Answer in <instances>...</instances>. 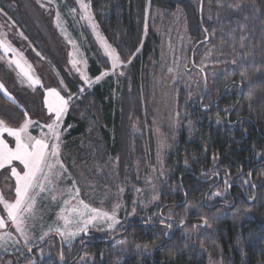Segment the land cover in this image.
I'll return each instance as SVG.
<instances>
[{"label":"trees","instance_id":"obj_1","mask_svg":"<svg viewBox=\"0 0 264 264\" xmlns=\"http://www.w3.org/2000/svg\"><path fill=\"white\" fill-rule=\"evenodd\" d=\"M87 2L95 25L120 57V82L115 94L110 85H95L68 104L60 130L61 158L68 169L78 168L85 156L95 158L103 147L106 156L118 157L119 176L127 177L129 144L135 143L131 128L148 109L149 71L160 40L152 30L142 36L145 0ZM150 2L194 12L195 41L187 68L199 89L194 101L185 97L178 103L185 115L174 133L158 201L137 211L138 217L111 239L82 241L67 260L52 256L49 246L57 239L52 235L30 247L29 261L21 264H75L82 253L89 264L118 259L120 264H264V0H196L194 7L188 0ZM0 6L5 7L1 0ZM5 13L12 27L56 66L71 92L77 91L23 6L17 2L16 12ZM89 64L91 77L97 76L100 64L92 59ZM2 66L9 80L0 61ZM19 90L14 102L0 94V120L10 127H19L27 115L38 120L44 109L40 87ZM87 171L90 176L92 168ZM117 239L122 243L114 244ZM38 250L47 256L40 259Z\"/></svg>","mask_w":264,"mask_h":264},{"label":"rangeland","instance_id":"obj_2","mask_svg":"<svg viewBox=\"0 0 264 264\" xmlns=\"http://www.w3.org/2000/svg\"><path fill=\"white\" fill-rule=\"evenodd\" d=\"M17 2L23 6L25 15L42 28L41 34L44 41L61 61L66 73L74 79L72 85L75 86V82L77 83V91L74 93L67 87L56 66L34 49L21 32L12 27L5 10L16 12ZM84 2L88 3L87 0ZM188 2L192 4V7L197 4L196 0H188ZM1 3L5 7L3 9L0 6V41L15 51L5 52L3 48H0V61L11 74V78L7 80L5 73H2L5 72L3 66V69H0V84L3 85L0 94L8 101L14 102V94L20 92V88L40 87L43 90L44 109L39 113L41 117L33 120L27 115L23 120V123L26 120L32 122L28 129L29 134L39 139L44 133L49 132L45 125L54 119V114L48 111V105L54 101L48 89H55L67 101L66 110L59 123L61 138L62 121L68 104L72 100L82 98L95 85H110L114 92L116 85L120 82L119 69L122 68V63L113 70L112 58L106 54V48L110 46L116 55L118 53L106 42L95 25L92 15L91 19L84 16L77 0H1ZM72 9H76L75 13L71 11ZM57 13L60 14L59 26ZM142 24L143 38L152 30L160 43L158 58L152 63L149 71L152 84L148 109L143 110L144 119L134 120V129L131 128L134 132L130 140L135 143L129 144L132 156L126 168L127 172H130L127 173L129 176H119L118 157L106 156V149L103 147H99L94 152V154L97 152L95 158H98L99 162L94 156L89 155L77 165L78 168L68 169L61 158V139L49 140V144L59 143V160L66 171L58 164L50 173L47 168L44 169V172L49 174L51 183L45 181L47 190L44 192H41L39 188L34 190L33 208L31 212H25L22 217V227L28 237L27 240L7 218V213L0 204V217L5 221L4 227L0 228V264H21L29 261V248L39 245L45 238L52 235L57 237L49 246L52 256L57 260L60 258L67 260L68 252H72L82 241L111 239L130 220L138 217L137 211H147L158 201L159 191L166 184L164 182L167 177L166 159L169 155L173 156L172 148L174 149L175 145L172 144L176 139L174 133L182 127L183 119L181 118L185 115L184 112L183 114L180 112L181 107L178 103L185 97L187 100L194 101L199 93L198 86L191 82L194 79V73L187 68L189 53L195 41L192 31L196 27V18L194 12L191 16L190 12L183 7L169 8L151 5L150 0H145ZM199 52L206 53L202 49ZM196 57L197 61H202L200 56L196 55ZM91 59L100 64L99 74L95 77H91L89 72ZM14 61H19L20 66L17 67ZM82 75L92 82L91 86L85 83ZM141 129L144 131V136L139 135L142 133ZM189 131L193 132L191 126ZM0 138H3L10 148H15L13 137H9L7 133H0ZM49 159L55 164L54 159L51 157ZM12 166H16L17 171L22 174L23 165L19 161H13L11 166L6 165L4 169H0V196L9 202H14L16 199V181L11 174ZM88 168H92L90 176H88ZM41 180H44L43 176ZM76 189H79L78 196L75 195ZM80 200H83L90 208L109 214L115 208V218L118 223L109 228L112 221L97 219L88 226L87 235H85L86 232H80L71 239L61 237L55 231L57 227L64 228V219L61 217L74 221L68 225V228L75 231L77 227H82L83 220L91 215L80 205ZM65 201L68 203L66 204ZM116 205L119 207H115ZM26 206L27 202L24 207ZM72 208L83 211L84 216H77L70 211ZM45 233L47 235H44ZM120 242L121 239H117L114 244ZM124 248L120 246V249ZM37 255L42 259L47 256V253L38 250ZM89 262V256L82 253L75 264H89ZM120 263L121 259L115 261V264Z\"/></svg>","mask_w":264,"mask_h":264},{"label":"snow or ice","instance_id":"obj_3","mask_svg":"<svg viewBox=\"0 0 264 264\" xmlns=\"http://www.w3.org/2000/svg\"><path fill=\"white\" fill-rule=\"evenodd\" d=\"M77 3L80 5V9L84 13V16L91 19L90 5L85 3L84 0H77ZM71 11L75 13L76 9H72ZM59 17L60 14L57 13L58 26ZM0 48H3L5 52L15 51L10 46H6L3 41H0ZM106 54L112 58L113 70L121 65L120 57L115 54L110 46L106 48ZM14 62L17 64V67L20 66L19 61ZM103 75H107V73H103ZM82 79L85 80V83L91 86L92 82L89 81L87 77L82 75ZM97 79H99V77H97ZM37 83L39 82L37 81ZM0 89H3L2 84H0ZM48 92L54 97L53 103L48 105V111L49 113L54 114V119H52L51 123L45 125L49 129V132L44 133L41 138L37 139L29 134L28 129L32 124L31 121L26 120L19 127H10L7 126L3 120H0V133H7L9 137L15 139V148L13 149L9 147V144L6 143L3 138H0V169H4L6 165L11 166L13 161H19V163L23 165L22 174L17 171L16 166L11 167V174L15 177L16 181L15 201L9 202L0 196V204L3 205V208L7 213V218L12 221L17 231L20 232L26 240L28 237L25 235L24 228L22 227L23 214L25 212H31L33 208L32 201L35 200V196L33 195L34 190L39 188L41 192H44L47 190L45 181L51 183L49 174L45 173L44 169L47 168L50 173L56 164H58L61 169H64V165L59 160V143L49 144L48 141L52 139H55L56 141L60 140L59 123L66 110L67 101L55 89L50 88L48 89ZM25 115H27V113H25ZM50 157L55 160V164L50 161ZM64 170L66 171V169ZM41 176L44 177V180H41ZM75 195H79V189L75 190ZM215 195L219 196L220 193H215ZM26 202L27 206L24 207ZM65 203L67 204L68 201H65ZM79 203L83 206V209L87 210L91 215L83 220V226L77 227L75 231H71L68 228V225L74 223V221L67 217H61L64 219V228L61 229L60 227H57L55 229L61 237H64L65 239L74 238L80 232H86L88 226L97 219L112 221V223L109 224V228L118 223L115 218V208L112 213L109 214L108 212L96 208H90L83 200H80ZM115 207H119V205H116ZM70 211L80 217H83L85 214L77 208H72ZM4 225L5 221L0 217V228L4 227ZM169 227H171V225H169ZM44 235H47V233ZM41 239H43V237H41Z\"/></svg>","mask_w":264,"mask_h":264},{"label":"water","instance_id":"obj_4","mask_svg":"<svg viewBox=\"0 0 264 264\" xmlns=\"http://www.w3.org/2000/svg\"><path fill=\"white\" fill-rule=\"evenodd\" d=\"M85 235H87V232L85 233ZM28 253H30V250L28 251ZM35 263V261H32V264H34Z\"/></svg>","mask_w":264,"mask_h":264}]
</instances>
